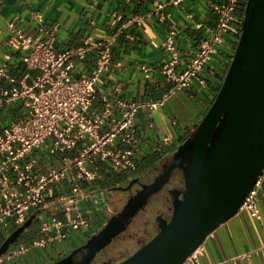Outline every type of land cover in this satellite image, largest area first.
<instances>
[{"label":"crops","instance_id":"obj_1","mask_svg":"<svg viewBox=\"0 0 264 264\" xmlns=\"http://www.w3.org/2000/svg\"><path fill=\"white\" fill-rule=\"evenodd\" d=\"M164 1L0 0V66L4 64L7 76L14 79L12 83L5 77L0 78V94L21 79L29 83L38 74L37 70L28 69L23 61L27 50L9 39L7 23L13 20L16 27L29 33L34 41L45 39L46 31L53 32L56 50L113 40L110 67L94 85L90 111L101 110L104 98L112 104L114 116L118 115L116 99L156 104L154 107L141 106L135 114L134 167L113 168L100 163L99 178L82 183L83 189L90 193L89 198L72 204L69 210L54 204L38 209L39 214L20 234L24 241L20 240L18 244L40 237V224L44 219L67 222L79 215L87 220L88 227L69 231L63 238L31 248L19 256L7 251L2 256V264H33L35 261L48 264L52 256L66 254L84 243L105 224L119 200L120 193L111 190L128 178L147 173L148 168L191 136L202 119L223 80L236 36L229 32L211 56L200 73L203 84L195 81L188 88L171 92L175 83L167 80L161 72L162 65L172 58L171 53L162 48L163 39L170 29L176 30L177 62L174 70L180 73L198 42L209 37L216 24L217 17L210 6L216 0H184L179 6H167L160 15L154 14L156 4ZM136 18L139 20L135 21ZM95 57V52L89 51L83 59L75 60L70 69L71 77L75 79L88 74L95 65ZM26 114L21 99L1 102L0 133H4L12 122L23 120ZM47 143L26 156L27 160L35 161L33 169L39 173L59 166L64 157H73L78 152L76 147L48 154ZM111 147L124 149L129 146L116 141ZM69 189L70 178L66 177L48 186L46 194L53 198L68 194ZM257 207L260 219L245 209H237L233 216L211 232L199 245V264H264V179L258 188ZM17 227L12 220L0 223V236L5 239ZM8 253L10 255H6Z\"/></svg>","mask_w":264,"mask_h":264},{"label":"built area","instance_id":"obj_2","mask_svg":"<svg viewBox=\"0 0 264 264\" xmlns=\"http://www.w3.org/2000/svg\"><path fill=\"white\" fill-rule=\"evenodd\" d=\"M184 0H165L157 3L153 13L160 15L167 6H179ZM240 0H216L210 6L216 14V24L209 37L201 39L188 63L180 73L174 65L177 55L174 43L175 29H170L162 42V48L171 53L172 58L161 67L167 80L174 81V88H188L195 81L204 80L200 73L217 52L226 35L233 32L238 40L241 29V17L236 16ZM139 19L136 18L135 21ZM9 39L20 48L27 50L23 61L28 69L38 71L29 83L21 79L10 89H3L0 103L17 99L23 101L27 114L23 120L12 122L4 133H0V223L12 220L16 226L22 225L33 210L48 204L61 206L69 210L72 204L90 197L83 182L93 181L100 176L99 164L113 168H133V147L136 144L135 114L139 107L155 103L139 104L115 100L118 115H113L112 104L103 99L99 111H90L94 98V85L99 76L110 67V46L112 39L98 41L91 46L68 47L61 50L54 48L53 32H45L46 38L34 41L29 33L18 29L14 21L7 23ZM89 51L95 52V65L88 74L72 78L70 69L75 60H81ZM146 70L145 66H141ZM7 76L4 64L0 66V78ZM127 144L124 149H114V142ZM48 142V143H47ZM47 143L48 154L65 152L78 147L73 157H64L62 163L44 173L33 169L34 160L26 156L32 150ZM66 177L70 178L68 194L50 198L46 188ZM264 179V166L253 186L244 197L238 209H245L256 219H260L257 207V192ZM109 212L111 210L107 208ZM88 222L77 215L62 222L44 219L40 224L42 235L27 244H21L17 255L31 248L61 239L72 230L86 229ZM200 247L198 246L181 264H199Z\"/></svg>","mask_w":264,"mask_h":264},{"label":"water","instance_id":"obj_3","mask_svg":"<svg viewBox=\"0 0 264 264\" xmlns=\"http://www.w3.org/2000/svg\"><path fill=\"white\" fill-rule=\"evenodd\" d=\"M185 155L182 198L168 221L116 264H181L220 224L233 216L264 166V0H246L241 29L223 80L192 135L158 163ZM145 202L130 199L82 245L89 264L122 232ZM37 210L0 244L3 256L39 214ZM70 255L51 264H67ZM106 264V263H104Z\"/></svg>","mask_w":264,"mask_h":264},{"label":"flooded vegetation","instance_id":"obj_4","mask_svg":"<svg viewBox=\"0 0 264 264\" xmlns=\"http://www.w3.org/2000/svg\"><path fill=\"white\" fill-rule=\"evenodd\" d=\"M158 163L148 168V172L144 175L140 174L139 176L128 178L125 183L111 190L118 191L120 198L115 203V207L109 218L122 211L127 202L135 196L142 195L145 198V202L129 219L125 229L114 237H119L122 240L124 236H129L126 244H120V247L126 248L129 245L137 244L138 248L148 241L159 230L160 225L168 221L174 203L182 198L184 189L182 167L185 165V155L183 153H176L166 158L164 162ZM144 238L146 240L142 243ZM83 244L72 248L53 262L70 255L67 264H77L88 252V248L82 247ZM100 251L96 252L89 264L111 263L109 257H107V253L104 252L100 256Z\"/></svg>","mask_w":264,"mask_h":264},{"label":"rangeland","instance_id":"obj_5","mask_svg":"<svg viewBox=\"0 0 264 264\" xmlns=\"http://www.w3.org/2000/svg\"><path fill=\"white\" fill-rule=\"evenodd\" d=\"M245 2H246V0H241L240 4L238 6V9L235 12L236 14H238L241 17V20H242V15H243V9H244ZM127 239H129V236H127V235L124 236L122 238V240H120L119 237L114 238L102 251H100L99 255L101 256L105 252V253H107V257H109V259H110V262H111L110 264L118 263L119 261H121V260L125 259L127 256H129L131 253H133L136 250V248H137V246H136L137 244H134L132 246L129 245L126 248L125 247H120L121 246L120 244H126V240ZM20 240L24 241L22 236H20L12 244V247L8 248L9 250H7V251H10V254H11L12 250H16L17 251V249L19 247L18 242ZM145 240H146V238H144L142 240V243L145 242ZM30 241L31 240H29L28 243H30ZM0 244H1V240H0ZM13 245H15V246H13ZM10 254L8 253L6 255H10ZM19 255L20 254H18L17 256H19ZM61 255L60 256H52V258H51L52 261H54L55 259H58L59 257H61ZM14 257H16V256H14ZM1 260H3L2 256L0 257V264H2ZM33 264H45V263H41V262L35 261Z\"/></svg>","mask_w":264,"mask_h":264},{"label":"trees","instance_id":"obj_6","mask_svg":"<svg viewBox=\"0 0 264 264\" xmlns=\"http://www.w3.org/2000/svg\"><path fill=\"white\" fill-rule=\"evenodd\" d=\"M3 239H4V237H3V236H0V240H1V242H2Z\"/></svg>","mask_w":264,"mask_h":264}]
</instances>
